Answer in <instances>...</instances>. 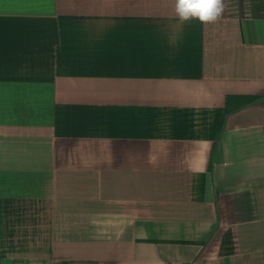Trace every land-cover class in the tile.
Here are the masks:
<instances>
[{"label":"crops","instance_id":"1","mask_svg":"<svg viewBox=\"0 0 264 264\" xmlns=\"http://www.w3.org/2000/svg\"><path fill=\"white\" fill-rule=\"evenodd\" d=\"M0 0V264H264V0Z\"/></svg>","mask_w":264,"mask_h":264},{"label":"clouds","instance_id":"2","mask_svg":"<svg viewBox=\"0 0 264 264\" xmlns=\"http://www.w3.org/2000/svg\"><path fill=\"white\" fill-rule=\"evenodd\" d=\"M172 5L177 20L181 23L199 21L201 24H213L223 15L224 0H167Z\"/></svg>","mask_w":264,"mask_h":264}]
</instances>
